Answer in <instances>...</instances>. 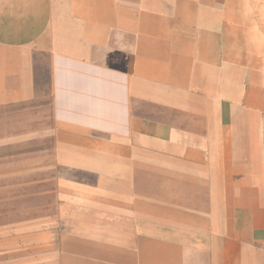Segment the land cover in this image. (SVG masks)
<instances>
[{
	"label": "crops",
	"instance_id": "obj_1",
	"mask_svg": "<svg viewBox=\"0 0 264 264\" xmlns=\"http://www.w3.org/2000/svg\"><path fill=\"white\" fill-rule=\"evenodd\" d=\"M43 95L47 264H264V0H0V105Z\"/></svg>",
	"mask_w": 264,
	"mask_h": 264
},
{
	"label": "rangeland",
	"instance_id": "obj_2",
	"mask_svg": "<svg viewBox=\"0 0 264 264\" xmlns=\"http://www.w3.org/2000/svg\"><path fill=\"white\" fill-rule=\"evenodd\" d=\"M57 130L45 95L0 105V264H47L51 255L46 242L64 171L55 157Z\"/></svg>",
	"mask_w": 264,
	"mask_h": 264
}]
</instances>
